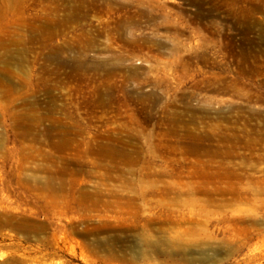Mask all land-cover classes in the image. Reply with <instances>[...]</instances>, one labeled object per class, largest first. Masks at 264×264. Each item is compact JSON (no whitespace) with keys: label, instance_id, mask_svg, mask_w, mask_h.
I'll return each instance as SVG.
<instances>
[{"label":"rangeland","instance_id":"1","mask_svg":"<svg viewBox=\"0 0 264 264\" xmlns=\"http://www.w3.org/2000/svg\"><path fill=\"white\" fill-rule=\"evenodd\" d=\"M0 264H264V0H0Z\"/></svg>","mask_w":264,"mask_h":264}]
</instances>
